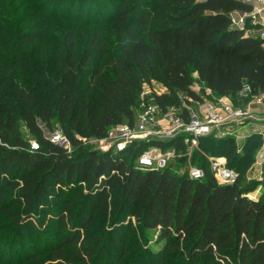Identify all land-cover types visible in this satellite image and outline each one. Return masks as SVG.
Instances as JSON below:
<instances>
[{
    "label": "trees",
    "instance_id": "obj_1",
    "mask_svg": "<svg viewBox=\"0 0 264 264\" xmlns=\"http://www.w3.org/2000/svg\"><path fill=\"white\" fill-rule=\"evenodd\" d=\"M85 1L95 0H0V217L27 238L24 225L32 227L29 219L45 202L50 180L62 203L55 240H2L1 252L15 248L22 255L16 264H41L42 251L56 264L73 257L83 264H121L132 246L126 239L133 218L158 243L157 250L146 249V264H264V192L249 196L261 182L243 179L262 143L260 132L246 136V163H240L234 136H199L184 171L179 166L188 152L181 134L136 139L114 150L84 147L112 125L132 124L144 85L154 80L166 91L151 92V101L162 110L176 106L183 117L184 104L203 101L192 74L215 97H234L244 86L249 95L263 91L264 38L230 24L232 10L250 6L240 0H104L99 24L115 29L117 45L111 48L93 30L77 64L81 10L70 16L71 9H58ZM89 63L94 68H86ZM55 129L64 143L50 140ZM151 146L173 151L175 159L141 167L136 156ZM208 155L224 157L237 178L219 182ZM190 164L203 176H189ZM125 215L128 230L119 236L113 225Z\"/></svg>",
    "mask_w": 264,
    "mask_h": 264
},
{
    "label": "rangeland",
    "instance_id": "obj_2",
    "mask_svg": "<svg viewBox=\"0 0 264 264\" xmlns=\"http://www.w3.org/2000/svg\"><path fill=\"white\" fill-rule=\"evenodd\" d=\"M104 4V0H95L92 2V4L88 3V1L81 3L78 2H66L62 4L58 11L62 12L64 11L67 13L69 9H71V13H67L70 16L74 15L75 11L81 12V19L79 23L77 24L76 30H75V39L77 43V49H76V61L77 64H80L81 60L84 58L85 52H87L89 47V41L91 34L93 30H100L101 35L104 37L105 41L111 46V48L116 47L118 36L116 34L115 29L110 27L106 24H99L100 20H104L105 14L102 13V7ZM80 5V6H79ZM31 18V16H29ZM250 34H254V32H248ZM110 48V47H109ZM10 56V55H9ZM92 58L96 57V51L92 50L91 52ZM93 63H89L86 68H94ZM192 88L195 89L199 94L202 96L203 102L206 100H214L215 95L210 93L207 89H204L201 85V83L196 80V77L194 74H192ZM143 96L151 97L150 93L154 92L156 94H160L164 91H166V88L159 82V81H151L150 85L145 84L144 90H143ZM179 99L181 103H184V96L182 93H179ZM139 101V100H138ZM233 101L238 105H245L247 99L243 98H235ZM191 104H194L193 101L190 102ZM173 106V105H172ZM171 106H168L170 108ZM176 107V106H174ZM138 105L135 113H137ZM16 114V113H15ZM19 127L27 139L30 141H33V138L27 133V130L25 128L24 123L18 119ZM259 120H257L254 123H248L244 122L242 124L236 125L235 133L238 136V138H235L236 141V147L239 154H243V157L240 158V163H246L248 160V156L245 153L249 152V147L251 145V140L246 141V136L251 131V128L260 129L261 125L259 124ZM225 130V128H224ZM58 129H55L52 134H56ZM221 131H223L221 129ZM142 139V138H137ZM166 139V138H164ZM263 143V140H262ZM261 143V145H262ZM197 144V141H196ZM196 144H193L191 142L186 143L187 147V160L182 162V166H179L180 171H184L187 168L184 166L186 163L188 164V161L190 160V156L192 155V148L196 146ZM260 145V146H261ZM84 147L86 149H97V150H107V149H116L114 140H102L100 138H89L84 142ZM148 149V147H144V150ZM259 149V148H258ZM257 149V150H258ZM143 150V151H144ZM257 150L253 151L254 156L257 152ZM142 151V152H143ZM165 153L167 152V159L174 158V155H171V150H165ZM140 156V155H139ZM139 156H136L137 162L139 159ZM253 156V155H252ZM215 155H208V165L210 166V159H213ZM177 158V157H176ZM177 162V161H176ZM181 160H178V164H180ZM238 163V161H237ZM226 164V161H225ZM191 165V164H190ZM196 166V165H193ZM243 179L249 180L252 182H261L258 184L254 191H252L249 196L251 197H257L259 194H262L264 192V166L262 164H256L254 161H249L246 163V167L243 172ZM48 191L45 193L44 198L45 202L40 203L35 208V211L33 213V216L29 219L30 223L32 224L31 228L27 227V224H25V228L23 230V234H25L28 238V240H33V238L37 240H41V242L47 241V240H55V235L57 234L56 231V223L59 218V213H56L57 208H60V205L62 203L59 201L60 198V191L57 188V185L54 183L53 180H50L47 184ZM7 196H10L9 194ZM56 198V200H55ZM79 206L78 202L74 205V208L77 209ZM122 221L116 222L114 224L115 232L117 235L121 236L122 234L127 233V226L126 221L130 219L129 216H121ZM133 228L132 231H128V237L127 242L129 241L128 246H131V249L128 251L127 255L125 256L124 260L121 264H146L144 261V255L146 252V249L148 250H157L158 249V243L155 242V235L153 231L145 230L141 226H138L134 224V219L131 218ZM108 223V222H107ZM125 223V224H122ZM98 221L96 224H94L93 228L97 227ZM6 228V229H5ZM0 231L2 234H0V243L2 240H27L24 235L19 236V233H17L16 230H14V226L10 222L7 216H1L0 217ZM106 240V239H103ZM47 243V242H46ZM27 252H32L31 245H28L25 243V241H22V245ZM41 249H44L43 243L40 246ZM12 250V251H10ZM21 254L18 253V251H15V248L9 249L8 251H5L4 253L1 252L0 249V264H16L18 260L21 259ZM40 259L41 264H56L54 260H51L49 258V253L42 251L40 255L38 256ZM129 257V258H128ZM128 260V263H127ZM68 264H83L80 262L77 258L73 257L71 261H69Z\"/></svg>",
    "mask_w": 264,
    "mask_h": 264
},
{
    "label": "built area",
    "instance_id": "obj_3",
    "mask_svg": "<svg viewBox=\"0 0 264 264\" xmlns=\"http://www.w3.org/2000/svg\"><path fill=\"white\" fill-rule=\"evenodd\" d=\"M250 6L249 9H234L230 13V24L237 27H245L248 32H254L258 37L264 38V0H240ZM143 92L138 101V110L132 124L127 122L110 126L102 140H114L117 149L124 148L130 141L137 138L150 136L170 138L178 134L185 135L184 141L196 144L197 138L204 135L234 136L235 126L244 122L254 123L259 120L260 129L251 128V131L261 133L263 143L257 150L254 158L256 164L264 162V90L249 95V89L244 86L235 96L215 97L214 100L194 104H184L186 117L181 115V109L171 106L162 110L151 101ZM246 98L245 105L236 104L233 99ZM225 128V130H224ZM221 129L223 131H221ZM53 142L64 143L65 137L60 131L50 135ZM33 148L37 147L35 141L31 142ZM167 152L158 147L151 146L144 150L138 159L141 167H162L168 161ZM171 155H174L171 151ZM210 168L215 178L221 183H231L237 178V172L225 164L224 157L210 159ZM189 176L200 178L203 176L202 168L189 165Z\"/></svg>",
    "mask_w": 264,
    "mask_h": 264
},
{
    "label": "crops",
    "instance_id": "obj_4",
    "mask_svg": "<svg viewBox=\"0 0 264 264\" xmlns=\"http://www.w3.org/2000/svg\"><path fill=\"white\" fill-rule=\"evenodd\" d=\"M226 97V96H225Z\"/></svg>",
    "mask_w": 264,
    "mask_h": 264
}]
</instances>
